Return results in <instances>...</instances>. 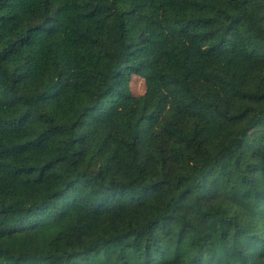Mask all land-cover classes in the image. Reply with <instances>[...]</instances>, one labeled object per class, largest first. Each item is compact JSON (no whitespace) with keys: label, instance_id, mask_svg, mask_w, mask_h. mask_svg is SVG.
<instances>
[{"label":"trees","instance_id":"trees-1","mask_svg":"<svg viewBox=\"0 0 264 264\" xmlns=\"http://www.w3.org/2000/svg\"><path fill=\"white\" fill-rule=\"evenodd\" d=\"M0 264H264V0H0Z\"/></svg>","mask_w":264,"mask_h":264},{"label":"rangeland","instance_id":"rangeland-1","mask_svg":"<svg viewBox=\"0 0 264 264\" xmlns=\"http://www.w3.org/2000/svg\"><path fill=\"white\" fill-rule=\"evenodd\" d=\"M133 93L136 95H141L146 91V81L140 76H133L131 82ZM254 139H263V130L257 129L251 133Z\"/></svg>","mask_w":264,"mask_h":264}]
</instances>
